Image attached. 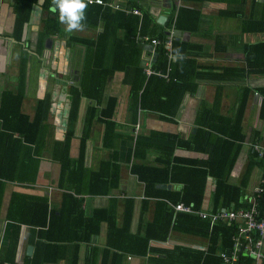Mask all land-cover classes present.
Segmentation results:
<instances>
[{
  "label": "crops",
  "instance_id": "crops-1",
  "mask_svg": "<svg viewBox=\"0 0 264 264\" xmlns=\"http://www.w3.org/2000/svg\"><path fill=\"white\" fill-rule=\"evenodd\" d=\"M41 1L36 0L31 5L18 41L14 38L18 0H0V108L3 104L10 113L12 106L20 105L19 112L28 116V122L33 121L28 129L26 122L18 119L10 127L28 129L27 135L8 129L9 137L0 142V263L25 264L34 254L39 264H189L185 257L174 253L173 248L205 250L209 239L173 228L179 212L172 204L185 203L181 199L174 202L175 199L183 195L198 198L201 194L200 208L193 202L185 204L205 211L223 209L219 205L213 210L215 183L208 173L210 166L217 168L216 159L226 158L225 152L230 158L235 154L228 181L239 185L250 162L262 158L254 147L264 148V117L259 116L264 101L261 93L264 65L259 63L251 69L248 62L255 57L250 47L264 43V0H103L102 4L85 0L86 4L107 6L111 11L121 10L126 15L147 14L150 27L155 23L156 31L163 33V38H153L165 46V37L171 36L169 48L166 47L168 65L165 70L153 67L159 43H140L145 51L142 60L146 77L155 74L167 81L176 80L170 76L169 61L193 60L175 69L186 88L176 108L139 109L135 122L129 109V86L121 70L101 77L99 100L82 96L75 99L71 92L85 57L87 59L84 43L74 38H94L104 27L103 18L97 19L98 14L93 16L87 9L88 23L83 24L82 30L69 33L60 22V32L42 37L43 18L57 10H51L52 4L48 10L44 9ZM159 16H163L161 20ZM177 18L184 28L175 26ZM141 36L150 37H138ZM263 51L264 47L258 49L256 57L261 59ZM147 68L153 73L148 74ZM46 96L49 100L46 117L41 123H35L38 103ZM110 98L115 102L111 113L113 125L108 124L111 130L108 129L107 134L101 111L107 108ZM73 106L75 118L71 123ZM240 110V128H237L235 122ZM2 123L0 119V138L4 127L9 126L3 127ZM69 130L73 132L69 147L71 158L78 159L81 142L85 143L84 169L81 176H73L75 185L82 189L79 194L74 193L80 201L77 206L85 217L95 215L94 212L103 215L102 210L106 208L114 215L118 228L128 222V227L124 228L126 235L120 236L116 231L113 239L117 243L133 242V237L139 233L165 231L166 212L172 211L166 238L152 239L149 244L154 250L145 256L109 249L105 219L100 221L97 232L90 231L85 238L78 225L90 220L78 215L69 216L66 224L73 228L78 226L77 258L74 257L76 241L71 240L75 229H70L69 240L59 241L64 248L36 245L35 234L39 230L36 225L43 219V210L38 208L37 202L46 201L48 212L58 214L67 198L64 195L69 191L67 186L58 185L60 163L55 154ZM238 131L244 135L242 141L226 144L219 139L231 134L238 136ZM258 169L259 177L252 190L264 176L262 166L255 165L247 179L248 183L251 174ZM138 173L156 182L155 187L150 185L147 189ZM105 179L112 187L107 193L99 194L103 191L98 192V189L107 184ZM251 192L245 188L241 197ZM126 199L133 201L126 202ZM64 233L61 231L58 236Z\"/></svg>",
  "mask_w": 264,
  "mask_h": 264
},
{
  "label": "trees",
  "instance_id": "trees-1",
  "mask_svg": "<svg viewBox=\"0 0 264 264\" xmlns=\"http://www.w3.org/2000/svg\"><path fill=\"white\" fill-rule=\"evenodd\" d=\"M35 2L36 0H18L17 2L18 10L15 22L14 38L18 41H20L21 38L20 34L21 30L23 29V24L25 23L26 19H28L27 17L28 13L30 12V7ZM41 4L44 9L48 10L50 8V4H52V0H43ZM87 9L90 10L93 16L98 14L97 19L101 20V18H103L104 27L102 28V31L99 32L94 38H74L84 43L87 52V59L85 57L83 65L79 71L78 81L71 87V92L74 95L73 97H75L76 99L82 96L88 99L99 100L102 90L101 77L109 74L112 75L114 71L121 70L124 72L126 81L125 83L129 86V109L133 112L134 122L136 121V116L139 109L163 111V106H173L174 108H176L177 104L181 101L182 95L186 88L184 86V80L177 75L175 69H177L179 66H185L186 63H190L193 60L182 58L179 59L180 61H169V66L171 68L170 76L175 77L176 80L169 79L167 81L161 76L155 74L146 77L143 70L144 65L142 60L143 53H145L143 47H141L143 40H141L138 36L149 35L150 37L158 36L160 38H163L162 31H156L154 27L155 23L154 25H152V27H150L151 22L147 14H144V16L142 15V17L134 14L126 15L121 10L111 11L109 7L98 4H87L86 10ZM190 12L192 11L190 10ZM85 17V20L82 21L83 24L88 23V17L86 15ZM94 22L95 24H97L98 21L95 20ZM175 26L184 28L179 25L178 18L175 20ZM60 31L61 25L59 21V9L57 8L56 13L49 12L43 18V29L41 32V36L47 37ZM119 31H122L121 35H119ZM263 47L264 43H257L250 47V52H252V54L255 56L248 62L251 69L256 67V65L258 66L259 63L264 65V51L261 59L256 57L257 50ZM173 48L175 50L178 49L176 40L173 41ZM156 52L158 56L156 61L153 63V67L155 69L165 70L168 65L166 46L162 42L159 43L156 46ZM259 69L261 68L259 67ZM21 73L23 75V71H21ZM185 74L188 77L192 76V74L190 73ZM261 93L264 95V88L261 89ZM163 96H166V98L163 99ZM20 97L21 95H19V103L21 99ZM114 102L115 99L110 98L107 108L101 111V116L103 117L101 119L106 123L107 134L108 131L111 130L109 128V125H113V120L111 121V113L114 108ZM2 105L0 108V119L3 121V127L5 124H8L9 126L4 127V129L2 130L0 142H4L9 137V132H21L24 135H27V130L31 128V126L33 125V121L28 122V116L19 112L20 105H16L15 107L12 106V108L9 109L10 113L6 112L5 108ZM48 106L49 100L46 96L38 103V109L34 116L35 123H41L42 120L45 119ZM76 107L77 106L75 103V108ZM75 108L73 106V109L70 113L69 121H71V123L74 122ZM259 116L261 118L264 117V101L262 102ZM18 119H23L26 122L28 126L27 130L15 129L13 127H10V125L15 124ZM240 121L241 110L238 119L235 122V126H237V128H240ZM72 133L73 132L71 130H69V132L67 131L64 140L62 141V143H60L61 145H59L58 152L55 154V157H57V161L60 163V178L58 185L62 188L67 186L66 188L69 191L64 192V195L67 196V198L66 200H63L58 214L56 213V211L48 212L46 201H41L40 203L37 202V206H39L38 208L43 210V219H39V222L36 225V227L39 229L36 231L37 234H35V237L37 236L36 245H40L42 247L46 245L54 247L56 245L60 248H64L65 246H61L62 244H60L63 242L59 241L70 239V235H72L70 229H75L71 240H75V236L78 231L76 228H78V226H80L79 229H81L82 234L86 238L88 237L90 231L97 232L100 221L105 219L109 229L106 241V245L109 246V249L120 250L121 253L134 254L141 257L145 256L148 251L154 250L151 244H149L152 239L160 240L166 238L165 231H168L172 211L166 212L168 216V224L163 227L165 231L158 229V232L156 234H154L153 232L143 234L139 233L137 234V236L133 237V242H131L130 240H122V242L117 243L116 240L113 239L115 238L116 231L120 234V236L126 235V231L124 230V228L128 227V222L127 225L123 224L122 227L118 228L114 215H110L107 212L106 208L102 210L104 212L103 215H100V213L98 212H94L95 215L85 217L83 211L77 206L80 201L74 196V193L79 194L80 192H82V189L78 188V186L75 185L76 179H74L73 176H77V174L78 176H81L82 170L84 169L82 163L85 151V143L83 141L81 142L78 159L71 158L69 156V147ZM237 135L238 136L231 134L228 135L227 138H223L222 136L219 139L226 144H230L234 140L242 141L244 138L243 133L238 131ZM136 150L137 145L134 146V153H136ZM224 154L226 155V158L223 157L220 159H216L217 168H213V166H210L208 172L214 178L215 183V190L213 193L216 203L213 210H216L219 205L226 209H229L231 207L237 208L242 205L241 196L246 188L247 179L249 177L251 169L255 165L259 164L260 166H262L264 173L263 153L262 158L252 160L250 162V167L245 174L244 180L239 185L232 184L228 181V177L232 164L236 159V155L234 154L230 158V154H228L227 152H225ZM67 172H69L68 175H66ZM141 173H138L139 177L146 182L147 189L148 187H150V185L155 187L156 182L150 181L149 179H147V177L142 176ZM105 181L107 182V184L104 188L98 189V192L99 190L103 191L99 192V194L107 193L108 189L112 187V185L108 183L107 179H105ZM68 198H70L71 201ZM180 199L185 203L193 202L195 204V207L197 208H200L202 200L201 194L198 198L194 196L187 197L186 195H183L176 198L174 202H177ZM132 201V199H126V202L132 203ZM258 203L260 204V207L264 205V194H262L258 198ZM71 215H78L83 219H87L90 221H85V223L79 224L78 226H76V228H73L70 225H66L69 223L68 217ZM173 228L185 234L207 237L209 239L208 247L205 250L189 247L186 248L183 246H175V248H173L172 251L174 253L178 252L180 256L185 257L189 264H223L220 261L218 252L220 250H230V237L232 231H234L232 224H228L226 222H216L212 227H210L208 220L201 219L196 214L179 212L173 222ZM112 230L114 232H112ZM61 231L65 232L64 235L58 236ZM55 232L59 233L56 235L54 234ZM111 235H113V237ZM123 238L124 237H122V239ZM41 239H47V241H42ZM54 239H56L57 241H55ZM75 241L74 257L77 258L76 251L78 248V242L77 240ZM31 259L32 260L28 258L25 264L40 263L36 262V260L38 259L35 258L34 254ZM237 264H254V258L246 254H242L240 255ZM260 264H264V260H262Z\"/></svg>",
  "mask_w": 264,
  "mask_h": 264
},
{
  "label": "built area",
  "instance_id": "built-area-1",
  "mask_svg": "<svg viewBox=\"0 0 264 264\" xmlns=\"http://www.w3.org/2000/svg\"><path fill=\"white\" fill-rule=\"evenodd\" d=\"M89 3L102 4L103 0H87ZM118 8V6H117ZM143 42L154 45L159 43L157 38L148 36L140 37ZM171 36L165 37L166 47L169 48ZM148 74L153 73L150 68L146 69ZM166 76V75H165ZM138 125H136L137 128ZM254 149L259 156L264 153V148L255 146ZM264 194V176H261L259 184L252 190L250 195L242 197V205L237 208L218 209L216 211H205L195 209L193 204H172L176 212L196 213L200 218L209 221L210 227L216 222H226L233 225L231 233V248L219 252L224 264H237L240 255L246 254L254 258V264L264 260V205L260 207L258 198ZM0 264H9L3 262Z\"/></svg>",
  "mask_w": 264,
  "mask_h": 264
},
{
  "label": "clouds",
  "instance_id": "clouds-1",
  "mask_svg": "<svg viewBox=\"0 0 264 264\" xmlns=\"http://www.w3.org/2000/svg\"><path fill=\"white\" fill-rule=\"evenodd\" d=\"M53 7L51 10L55 12L59 9V21L66 25V31L71 33L73 30H82L85 20V10L87 4L85 0H52Z\"/></svg>",
  "mask_w": 264,
  "mask_h": 264
},
{
  "label": "rangeland",
  "instance_id": "rangeland-1",
  "mask_svg": "<svg viewBox=\"0 0 264 264\" xmlns=\"http://www.w3.org/2000/svg\"><path fill=\"white\" fill-rule=\"evenodd\" d=\"M259 173H260V170H255L252 174H251V177H250V180L248 181L247 183V186H246V191L247 192H251L252 191V185L254 184V182L258 179L259 177ZM256 175V176H255Z\"/></svg>",
  "mask_w": 264,
  "mask_h": 264
},
{
  "label": "water",
  "instance_id": "water-1",
  "mask_svg": "<svg viewBox=\"0 0 264 264\" xmlns=\"http://www.w3.org/2000/svg\"><path fill=\"white\" fill-rule=\"evenodd\" d=\"M41 2H42V1H41ZM162 17H163V16H159V19H158V20H161ZM174 33L176 34V33H177V30L174 31Z\"/></svg>",
  "mask_w": 264,
  "mask_h": 264
}]
</instances>
